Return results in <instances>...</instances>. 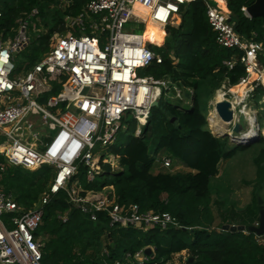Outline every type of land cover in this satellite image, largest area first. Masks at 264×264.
I'll list each match as a JSON object with an SVG mask.
<instances>
[{"label":"built area","instance_id":"obj_1","mask_svg":"<svg viewBox=\"0 0 264 264\" xmlns=\"http://www.w3.org/2000/svg\"><path fill=\"white\" fill-rule=\"evenodd\" d=\"M58 1L64 10L73 5V0ZM192 2L205 5L217 44L231 51L223 65L232 70L240 63L245 69L236 84L227 78L228 87L224 84L221 89L226 99L230 97L234 124L245 115L254 91L264 88V29L262 35L257 31L250 37L241 34L231 13L225 11L228 0H89L78 14L65 13L66 30L56 33L46 57L19 77L14 75L15 57L32 41L28 31L36 26L38 8L18 20L14 37L5 39L0 34V137L9 140L0 143V172L8 165L55 170L42 204L35 209L25 210L0 184V264H43V242L35 233L43 222L50 195L61 191H66L70 202L93 221L98 220L100 211H106L111 226L181 227L168 211H141L138 204L125 206L116 197L109 202L103 195L98 201L86 200L80 195L84 189L79 176L84 168L88 182L101 176L105 164L112 165L118 158L113 151L106 152L117 145L126 118L133 116L135 131L137 126L142 128L151 116L153 103L164 99L172 84L176 86L174 96L187 98L190 90L172 78L140 76L138 71L163 59L145 43L147 23L153 21L169 30L183 19ZM242 10L251 18L248 6ZM129 22L144 24L143 32L125 30ZM36 28L33 31L39 38L43 31ZM261 98L264 103V93ZM250 111L256 123L254 111ZM24 124L28 131L22 130ZM31 132L38 134L36 145L25 138ZM157 161L162 169L174 165L169 156H159Z\"/></svg>","mask_w":264,"mask_h":264},{"label":"trees","instance_id":"obj_2","mask_svg":"<svg viewBox=\"0 0 264 264\" xmlns=\"http://www.w3.org/2000/svg\"><path fill=\"white\" fill-rule=\"evenodd\" d=\"M88 1L73 0V5L63 11L52 6L58 0H0L3 38L14 37L18 20L34 8H38L40 18L36 26L43 24L48 29L46 34L32 39L26 48L28 61L23 70L31 68L50 49L55 33L65 31V13L78 14ZM253 1L228 0L226 5L237 30L246 37L255 31L262 35L264 29V18H250L242 10ZM139 28L144 30V24ZM166 32L164 28L147 23L145 43L163 59L144 70L156 79L169 77L181 87L191 88L192 92H186V96L192 104L162 99L160 105L152 109L139 136L133 132L125 144L111 148L120 160V171L113 172L111 165L105 164V172L94 182H88L86 170L82 169L79 178L84 191L80 195L85 197L87 191H99L110 185L120 204L135 203L141 211H168L178 219L181 227L111 226L106 211H100L98 220L93 221L70 202L66 191H61L50 195L43 222L35 233L43 242V264H115L117 261L121 264H166L176 255H180L183 264H264V236L250 229L260 221V202L257 200L243 211L222 210L218 203L215 215L210 191L211 179L219 174L221 161L232 158L244 146L227 148L225 139L211 132L207 101L201 92L208 87L206 93L212 94L224 78L236 84L245 69L240 63L232 70L223 65L231 51L217 44L206 7L201 2L188 5L182 23L169 27ZM263 93L264 88L256 89L252 99L258 102ZM153 139L156 144L152 148ZM159 152H166L187 171L156 167L161 157ZM259 170L264 180L261 161ZM54 176L55 170L49 166L30 170L8 165L0 172V184L25 210H31L42 204ZM65 215L66 221L62 218ZM226 224L245 225L246 230H225ZM104 235L106 252L102 251ZM151 247L154 250L147 251ZM140 250L148 258L142 263L134 261ZM183 252L187 255H182Z\"/></svg>","mask_w":264,"mask_h":264},{"label":"rangeland","instance_id":"obj_3","mask_svg":"<svg viewBox=\"0 0 264 264\" xmlns=\"http://www.w3.org/2000/svg\"><path fill=\"white\" fill-rule=\"evenodd\" d=\"M52 6L57 7L60 10H63V7H60L59 2L57 4H53ZM227 11V8H225ZM228 12V11H227ZM64 20L65 17L63 16ZM40 21V18L36 19V21ZM182 23V20H179L176 23V26H179ZM140 24H136L134 22H129L125 25V30L127 31H134V32H143V28H139ZM41 27V30L43 31V34H46L48 31L47 28L44 27L43 24L39 26ZM33 29H37L36 26L29 28V36L34 40L36 37V33L33 31ZM66 30V28H65ZM167 31V30H165ZM38 33H41V31L38 29ZM62 33V32H61ZM167 33V32H166ZM56 33L51 37L50 40V47L53 43V40L55 38ZM37 38V37H36ZM44 56V57H43ZM42 58L44 59L46 55H43ZM28 61V55L26 52V49L23 51H20L16 57H15V64H16V70L14 72L15 77H19L21 75H24L23 67ZM140 76H146L149 75L144 69L139 70ZM227 78H224L221 80V82L218 84V86L213 89L212 94L208 95L206 93L208 87L205 88L204 91L201 92V95L204 100L207 102V120L209 119L210 111L215 108V105L212 107V102H214V98L218 92V90H221L223 88V85L225 84L226 87H228ZM205 87V86H204ZM175 84H172L170 86L169 90H166V94L164 96V100L168 101H182L185 104L191 105L192 100L190 98H186L185 96L183 99L177 98L175 95ZM190 93L192 92L191 88H188ZM225 89V88H224ZM209 90V89H208ZM230 99V97H227ZM163 101V100H162ZM247 106L249 109H252L254 111V114L257 118L256 127L260 126L261 132L264 128V103L263 98H260L258 102H255L254 100H249L247 102ZM238 121V120H237ZM239 124L241 127L244 128V131L251 128L250 123L247 122L246 116L241 114L239 117ZM235 123L236 122L235 120ZM234 123V124H235ZM134 122H133V116L130 115L126 120L123 122V126L120 130L119 136H118V142L117 145L125 144L130 136V134H139L137 131H139L141 126H137L135 131L134 128ZM234 124L226 125V130L229 128V130L233 129ZM128 128V130H126ZM208 128L211 130V132L221 139H225L223 141H226L227 144L225 145L227 148H233L236 145L234 142L230 140V137H224L219 134H217L212 127L210 126V123L208 121ZM28 125H23V131H28ZM142 132V130H141ZM141 134V133H140ZM38 134L35 132L28 133L25 138L26 140H30L35 144V140H37ZM9 140L5 136L0 137V143H8ZM156 142H154V139L151 140V147L153 148L155 146ZM97 148L101 151L103 150L100 145L97 146ZM106 150V149H105ZM264 138L260 141H257L251 145L244 146V148L239 149L237 153L229 159H223L220 163V171L219 174L211 179L210 182V191H211V197L213 202V211L215 212V215L218 214V203H221L222 210L234 208L237 211H243L247 208V206L255 204L256 201L262 200V203H258V205L261 206V208H264V180L261 179V173L259 170V162H263L264 164ZM112 153V151H107L106 154ZM155 153V152H154ZM161 154V157H166L168 154L166 152H159ZM120 160L118 158L114 161H112V171L118 172L122 169L120 165ZM173 162L175 165L172 166L170 169L174 172L177 171H187L186 168L183 167L181 164H177L175 160L173 159ZM156 167H159V163L156 162ZM37 168V167H36ZM35 170V168L31 169ZM169 170V169H168ZM103 195V199L111 202V198L114 199L116 196L114 195V188L113 186H106L102 190L99 191H90L86 195V200L88 201H98L99 197ZM216 202V203H215ZM260 202V201H259ZM67 214V213H66ZM62 218H66V215ZM219 222V219L218 221ZM103 238V248L102 251L106 252L104 246L106 245V235L102 236ZM151 250H154V247H151ZM138 253H140V256L134 257V261L142 263L143 261L148 260L147 255L144 251L140 250ZM136 255V254H135ZM182 255L186 256L187 252H183ZM127 258H129V254L126 255ZM130 264V263H129ZM166 264H183L180 255H176V257L173 260H170Z\"/></svg>","mask_w":264,"mask_h":264},{"label":"water","instance_id":"obj_4","mask_svg":"<svg viewBox=\"0 0 264 264\" xmlns=\"http://www.w3.org/2000/svg\"><path fill=\"white\" fill-rule=\"evenodd\" d=\"M248 12L253 17H262L264 18V0H254L249 6H248ZM169 30H167L168 32ZM87 89H85V92ZM160 105L159 101H155L153 103V108ZM216 111L219 114V117L221 120L229 125L233 124L234 121V110L232 108V103L228 100H221L216 102ZM224 137H230V140L234 142L238 146H247L251 145L257 141H260L262 137H264V132H261L260 126L255 128L251 127L244 131V128L241 127V125L238 123H235L233 126V129L229 131H225L224 133L220 134ZM136 136H139V134H136ZM241 136L246 137V141H240L237 142L234 137ZM116 172V171H115ZM260 204L262 203V200H259ZM225 230H231V231H245L246 226L245 225H230L226 224L223 226ZM250 229L254 232H256L258 235L264 236V208H261L260 210V221L257 225H254L250 227ZM147 251H151V248H147Z\"/></svg>","mask_w":264,"mask_h":264},{"label":"bare ground","instance_id":"obj_5","mask_svg":"<svg viewBox=\"0 0 264 264\" xmlns=\"http://www.w3.org/2000/svg\"><path fill=\"white\" fill-rule=\"evenodd\" d=\"M148 23L162 28L160 25H157L153 21H149ZM238 89H239V87L235 88V90H238ZM225 99H226V96L224 94V91L223 90H218V92H217V94H216V96L214 98V102L211 103L212 107L216 104V102L221 101V100H225ZM244 114H245L244 116H246L247 122H249L251 124L250 126H252V128L256 127V125H255L256 123L254 122V118L255 117L252 116V113H251V111H250V109L248 107L245 108ZM142 121H144V119H142ZM209 121H210V126L212 127V129L216 133L222 134L225 131H229V132L231 131V130H229V128L227 130L225 129L226 125H228V124L221 120V118L219 117V114L216 111V108H213L210 111ZM236 122H239V121L236 120ZM263 132H264V128H263ZM233 139H235L237 142H240V141H246L247 138L246 137L237 136V137H234Z\"/></svg>","mask_w":264,"mask_h":264},{"label":"crops","instance_id":"obj_6","mask_svg":"<svg viewBox=\"0 0 264 264\" xmlns=\"http://www.w3.org/2000/svg\"><path fill=\"white\" fill-rule=\"evenodd\" d=\"M183 20V19H182Z\"/></svg>","mask_w":264,"mask_h":264}]
</instances>
